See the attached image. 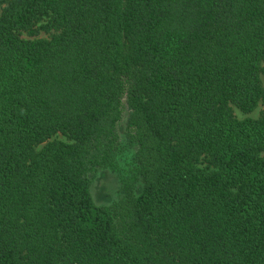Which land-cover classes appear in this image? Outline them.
I'll use <instances>...</instances> for the list:
<instances>
[{
  "label": "trees",
  "instance_id": "obj_1",
  "mask_svg": "<svg viewBox=\"0 0 264 264\" xmlns=\"http://www.w3.org/2000/svg\"><path fill=\"white\" fill-rule=\"evenodd\" d=\"M0 264H264V0H0Z\"/></svg>",
  "mask_w": 264,
  "mask_h": 264
},
{
  "label": "rangeland",
  "instance_id": "obj_2",
  "mask_svg": "<svg viewBox=\"0 0 264 264\" xmlns=\"http://www.w3.org/2000/svg\"><path fill=\"white\" fill-rule=\"evenodd\" d=\"M25 38H30L26 34H24ZM37 38H48L49 33L41 30ZM262 107H258L255 111L251 113H245L241 110L235 109V115L243 120L247 118L256 119L260 116ZM129 112L124 103V110L122 120L118 124V131L120 133L121 142H124V133L126 128V122L128 119ZM53 140L70 143L71 141L64 135L58 134L53 137ZM130 154H127L129 156ZM121 167L126 169L124 164ZM120 177H122L121 172H114L108 168H98L94 172L89 174V179L91 182V191L94 197L95 202L100 206H114L120 199L124 197V191L122 188V184L120 181ZM141 192V183L136 185L135 194H139Z\"/></svg>",
  "mask_w": 264,
  "mask_h": 264
}]
</instances>
